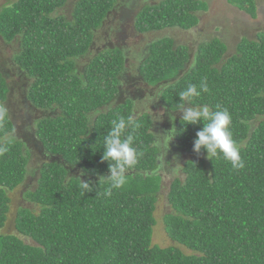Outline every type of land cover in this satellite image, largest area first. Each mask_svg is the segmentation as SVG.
Wrapping results in <instances>:
<instances>
[{
	"label": "trees",
	"instance_id": "obj_1",
	"mask_svg": "<svg viewBox=\"0 0 264 264\" xmlns=\"http://www.w3.org/2000/svg\"><path fill=\"white\" fill-rule=\"evenodd\" d=\"M67 1L16 0L0 10V39L20 43L13 64L31 81L28 102L51 111L37 122L36 137L57 157L40 166L36 188L26 193L38 211L20 208L14 220L16 233L33 245L0 233V264H264V38L241 39L228 58L220 40L201 41L190 58L189 48L163 31L191 30L207 12V2L162 0L135 16L138 33H156L138 73L149 86L162 83V106L168 117L175 116L177 129L168 148L174 160L184 159L166 195L172 212L164 218L165 232L175 245L160 247L152 233L168 156L153 145L156 123L132 109L131 101L99 110L117 93L121 51L93 55L83 73L76 67L94 54V31L116 0H78L70 17L62 12ZM226 3L256 16V0ZM205 78L209 92L193 98V105L230 112L242 169L234 170L220 155L207 159L203 149L193 152L202 124L180 123L178 93L189 84L199 90ZM8 92L0 70L4 108ZM6 109L0 120V143L9 149L0 156V230L9 211L8 193L35 171H27L30 151L15 137L16 123ZM129 115L140 127L127 133L143 155L126 172L127 183L106 198L107 184H99L100 177L109 176L108 162H101L104 136L112 120ZM77 178L90 182L92 191L82 195Z\"/></svg>",
	"mask_w": 264,
	"mask_h": 264
},
{
	"label": "rangeland",
	"instance_id": "obj_2",
	"mask_svg": "<svg viewBox=\"0 0 264 264\" xmlns=\"http://www.w3.org/2000/svg\"><path fill=\"white\" fill-rule=\"evenodd\" d=\"M16 0H0V10L5 7L6 5H9ZM124 1V2H123ZM129 1V3H125ZM162 0H156V4L158 2H161ZM205 3L208 2L207 8L208 11L206 13L199 14V23L197 27L193 30H190L188 32H181V31H163V34L167 36L173 37L176 44H182L184 46H187L190 49V54L193 58V54L196 52L197 47L201 43V41H208V40H220L226 47H227V53L225 55V58L230 57L233 53H235L236 45L240 42L241 39L247 38L250 40H255L257 36H262L260 39L264 38V0H256V16L252 18L248 13L243 11H236L233 6H229L226 3V0H203ZM78 2V0H68L67 4L62 9L63 13L70 17L73 8L75 4ZM147 5L149 3H153V0H146ZM151 4V5H156ZM209 6V7H208ZM114 9H116V17L120 18V21L116 22L115 20L108 19L106 22L105 28L99 32L96 35V44L95 48L97 49L99 46L101 47V38L103 37L104 33H107L109 35V39L111 41V44L116 46V43L120 42L118 41V34L117 30L118 28H123V34H126L122 37H124L127 40V35H131V23L130 20L138 14V12L142 9L139 8L138 5L130 4V0H116L114 4ZM125 11H129L128 13H125ZM207 15V18L205 19L204 16ZM123 17V20L121 19ZM135 18V17H134ZM124 21V22H122ZM115 22V23H114ZM121 34V33H120ZM164 35V36H165ZM156 34L153 36H150L147 39H140L142 46H145L147 44L150 45V43L155 39ZM125 40V42H126ZM130 41V40H129ZM132 42V41H131ZM129 42V43H131ZM148 45V47H149ZM101 48H105V45ZM20 49V43L12 42L11 44H5L0 39V62L2 59H5L4 63H15V56L17 55V52ZM117 49V50H115ZM112 50H115L116 52L120 53V49L117 47H114ZM121 54V53H120ZM137 55V54H136ZM123 56V54H122ZM131 60L132 57L128 56ZM131 60L127 63V76L129 77H139L140 74L138 73V69L142 63H138V60ZM86 59L81 58L78 60L77 67L79 69H82V67L85 64ZM3 63H0V68L2 71H4V67H2ZM191 63H189L190 65ZM8 66V65H7ZM191 66V65H190ZM17 71V67L15 68ZM15 70H12L11 76H6L9 82V85H17L21 89V82H19V76L15 75ZM9 77V78H8ZM129 84L127 83L126 86ZM141 88H147L144 87V85L140 84ZM153 89L149 87L147 89L148 93H150ZM16 93V92H15ZM145 93V92H144ZM147 92L142 96V105H139L140 108H142L141 113H148L151 120L156 123V129L155 132H159L157 135H163L166 134L171 128L174 127L173 121L169 120V117L164 120L165 111L157 106L150 107L151 112L149 111V106L154 102L157 103V99H155L156 96L160 99L162 95L160 93L152 92L151 96ZM17 94V93H16ZM151 98V99H149ZM11 102L6 104V108L9 107V111L12 112L11 117L13 119H16L19 115L22 114L21 107L19 105L15 106L14 109L12 107L10 108V103H13L14 101H18V98L15 97L10 98ZM162 104V102H161ZM161 106V105H159ZM144 107V108H143ZM162 107V106H161ZM163 112V115L159 121H154L153 119H159L160 113ZM24 113V112H23ZM136 115L138 112L135 113ZM179 116H181V113H179ZM163 123V125H161ZM158 126V127H157ZM159 128V129H158ZM15 137L17 140H26L28 142V145H25L26 151H30V158L29 163L27 166V171L30 173L32 171L38 173L40 166H42V163L45 160H41L42 158H39V154L36 152V150L33 147L32 142L29 140L28 136L25 138L22 136V134H15ZM171 145V144H170ZM169 147V146H168ZM171 147V146H170ZM163 152H166V149ZM173 150L172 147L166 152V155L168 156V160L165 158V163L167 165H163L162 170V190L159 193L158 201L156 203V211H155V219H156V225L154 226L153 230L154 233H152L153 238V244H156L160 247H169L172 245H175V243L167 236L165 232V225H164V218L166 215L170 214L172 212V208L168 204L166 200V195L168 193V187L169 183L173 179L174 174L178 171L179 167L182 166L184 159H182V162H179L177 160H174L172 157ZM172 158V159H171ZM164 161V159H162ZM176 161V162H175ZM45 163V162H44ZM43 163V164H44ZM34 169V170H33ZM165 170V172H164ZM37 184V177L32 178V174H27V177L22 185L14 189L12 192L8 193V196L10 198L9 203V211L7 214V220L4 224V227L2 230H0L1 234H16V231L14 229V220L16 217V214L20 208H28L32 209V211H38L37 206H35L33 203L30 202V200L26 197V193L28 191H33L36 188ZM19 236V235H18ZM24 242L32 244L33 242L29 239H26L25 237L19 236Z\"/></svg>",
	"mask_w": 264,
	"mask_h": 264
},
{
	"label": "clouds",
	"instance_id": "obj_3",
	"mask_svg": "<svg viewBox=\"0 0 264 264\" xmlns=\"http://www.w3.org/2000/svg\"><path fill=\"white\" fill-rule=\"evenodd\" d=\"M171 38L173 39V37ZM13 42L19 43L17 40ZM208 92L209 88L205 78L200 81L199 90L197 85L189 84L185 90L178 93L179 103L176 111L181 113L180 123L183 121L182 126L202 124V128L196 133V138L193 141V152L199 154L203 149L207 154V159L210 160L212 157L220 155L231 164L234 170L242 169L244 162L230 130L232 123L230 112L226 108L211 110L207 105L198 107L193 105V98H199L202 93ZM185 104L188 107H185ZM149 111L151 112L150 107ZM159 113V119H153L154 121L161 119L163 112ZM6 115L7 109L0 106V120H3ZM169 120H175V116L169 115ZM139 127L140 124L134 116L129 115L127 118L120 116L118 119L111 121V127L104 136V151L101 156V162H108L109 176L107 178L100 177L99 184H107L103 192L106 198L110 197L114 190L121 189L127 183L126 172L133 168L138 163L140 156L143 155L142 152H138L137 148L133 146L134 135L127 133L129 128L132 129V132H135ZM176 130L173 127L166 134L157 135L153 138V145L158 151L163 147L167 152L170 142L177 135ZM8 142L10 143L11 141L9 140ZM8 150L5 143H0V156L4 155ZM77 179L79 180V189L82 195L92 191L90 182Z\"/></svg>",
	"mask_w": 264,
	"mask_h": 264
},
{
	"label": "flooded vegetation",
	"instance_id": "obj_4",
	"mask_svg": "<svg viewBox=\"0 0 264 264\" xmlns=\"http://www.w3.org/2000/svg\"><path fill=\"white\" fill-rule=\"evenodd\" d=\"M125 3H129V1H127ZM130 4L138 5L139 8H144L145 6H147L146 0H130ZM151 4H156V0H153V3H149V5H151ZM115 10L116 9H114V7H112L111 11L107 14L105 20L103 21L102 26L99 29H97L96 31H94V37H93L91 48H90V51H94V54H86V56H84L83 58L86 59V61H85V64H86L89 62L90 57H92L95 54L97 55L98 53H101L102 51H104L106 49H113L114 47H117L118 49H120V51L123 54V58H124V62H123L124 67H123V70L121 72V75L119 76V84L117 86V88H118L117 93H116L115 97L110 102L106 103V105H104L103 107H100L99 110L103 111L104 107H109V109L115 108L116 106H120V105L126 103L127 101H131V103H133L132 109L136 108V110L138 111V109L139 110L142 109V108H140L139 105H142L143 102H142L141 98L146 92L148 93L147 89L149 87H151L153 89L150 93H148L150 95V97H152L151 96L152 92L161 94L160 89H161L162 83H156L155 85L149 86L141 78V76H139V77L127 76V63L131 60L130 58H128V56L132 57L133 60H138L139 64L142 63L148 56V50H149L148 45L149 44L142 46L141 40H139V38L148 40V38L150 36L154 37V34H156V33L155 32H148L147 35L138 33L136 31V29L134 28V23H135V18H134L135 16H134L130 20V23L132 24L130 27L131 35L130 36L127 35V40L124 37H122L126 34H123V32H122L123 28L120 27L117 30L118 41L120 42V44L116 43V46L111 44V41L109 39V35L107 33H104L103 37L101 38L100 41H101V47H103L105 45V48H101L99 46L97 49H94L95 44H96V35L105 28V25H106V22L108 21V19L109 20L110 19L115 20V22H116V19H117V21H120V18H118V17L115 18L116 17V15H114V14H116ZM128 12L129 11H125V13H128ZM204 18L206 19L207 15H205ZM121 19L123 20V17H121ZM122 22H124V21H122ZM197 25L194 26L193 28H191V30L192 29L194 30L197 27ZM185 32H188V31H185ZM125 40H126V42H125ZM129 42H131V43H129ZM5 44H7V43H5ZM189 57L192 58L191 54H189ZM133 60H131V62H133ZM4 61H5V59H2L0 63H3L2 67H4V71H2V72H4L5 79H6L7 83L9 84L6 76H9V75L11 76L12 70L13 71L15 70L14 74L19 76V82H21V89L19 87H17L16 84L15 85L13 84L11 86L9 85L8 99L6 101V103H9V102H11L10 98H12V97H15L16 99L18 98V101L16 100L13 103H10V108L12 107V109H14L15 106H17V105H19V107L22 108L21 109L22 114L19 115L16 119H14V121L16 123L15 124L16 125V132L15 133H17L18 135L22 134V136L24 138L26 136H28L29 140L33 144L34 149L39 154V158L41 157L42 158L41 160H45L44 162L52 161V160L56 159L57 157L48 153L43 148L42 144L40 143V141L36 137V124H37V122L48 117L51 114V111L49 109H36L35 107H33L28 102L26 97H27L28 90H29L30 84H31L30 79L26 76V74L24 72L20 71L19 68H17V71H16V69H15L16 67H14V64L12 63V61L10 63H4ZM0 70H2V69L0 68ZM80 71L82 73L84 72V66L82 67V69H79L77 67V72L80 73ZM127 83L129 84L128 86H126ZM140 84L144 85V87H147V88H141ZM155 99H157V103L152 104L149 107L153 108L152 106L158 105V107L162 108L165 111L164 107L161 104L162 100L159 99L158 96H156ZM159 105H161L162 107ZM8 109H9V107H8ZM141 111H144V110H141ZM138 112H140V111H138ZM10 114L12 115V112H10ZM164 116H165L164 120L166 118H168L167 115H164ZM161 125H163V123H161ZM23 143H25V145H28V142L26 140H24ZM34 177H37L36 172H34V174L32 175V178H34Z\"/></svg>",
	"mask_w": 264,
	"mask_h": 264
}]
</instances>
